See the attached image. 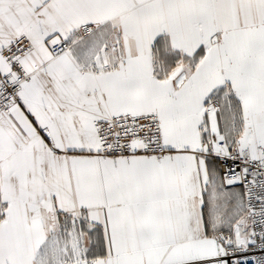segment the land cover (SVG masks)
<instances>
[{"label": "snow or ice", "instance_id": "1", "mask_svg": "<svg viewBox=\"0 0 264 264\" xmlns=\"http://www.w3.org/2000/svg\"><path fill=\"white\" fill-rule=\"evenodd\" d=\"M0 264H264V0H0Z\"/></svg>", "mask_w": 264, "mask_h": 264}]
</instances>
